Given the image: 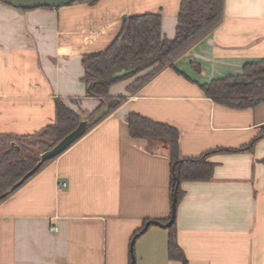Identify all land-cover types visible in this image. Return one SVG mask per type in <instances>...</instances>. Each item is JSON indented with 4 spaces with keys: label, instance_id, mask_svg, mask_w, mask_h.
<instances>
[{
    "label": "crops",
    "instance_id": "obj_1",
    "mask_svg": "<svg viewBox=\"0 0 264 264\" xmlns=\"http://www.w3.org/2000/svg\"><path fill=\"white\" fill-rule=\"evenodd\" d=\"M180 1L31 10L0 1V132L40 130L55 120L57 98L74 108L71 99L81 98L87 115L99 102L88 96L83 56L105 49L133 14L161 12L173 37ZM263 57L264 0H225L222 24L176 61L190 78L166 68L0 203V264H130L134 232L172 210L170 157L130 135V112L177 126L183 157L235 149L209 155L211 179L181 183L176 230L188 264H264V101L234 108L200 87ZM132 80L111 94H128ZM168 238L167 227L152 224L136 239V264H181Z\"/></svg>",
    "mask_w": 264,
    "mask_h": 264
},
{
    "label": "trees",
    "instance_id": "obj_2",
    "mask_svg": "<svg viewBox=\"0 0 264 264\" xmlns=\"http://www.w3.org/2000/svg\"><path fill=\"white\" fill-rule=\"evenodd\" d=\"M98 1L76 0L73 3L86 2L93 5ZM224 6L225 0H181L175 35L171 38L163 33L161 12L130 15L124 20L121 32L105 49L85 54L82 60L85 69L83 81L87 86L88 96L99 102L96 108L88 112V118L93 119L98 111L108 107V112L92 124L88 132L166 68H175L190 78L177 68L176 61L222 24ZM192 65L197 71L201 70L198 62H192ZM123 69L128 72L118 75L117 72ZM129 78L133 80L127 86L128 94H111L110 89L114 83ZM200 87L207 97L217 103L234 108L254 106L264 101V57L246 62L240 74L216 77L200 83ZM81 101V98H72L71 102L77 106L74 108L68 102L57 98L55 120L36 132H0V195L36 165L43 151L52 148L79 125L84 118ZM128 126L132 137L148 140L149 151H164L169 155L171 191L177 189L178 203L183 195V181L209 180L213 177L215 163L208 159L212 152L235 150L219 148L197 157H183L180 152V130L177 126L138 112L129 113ZM263 133L264 129L260 136ZM255 141L240 149H251ZM55 158L44 162L26 182ZM14 192L0 198V203ZM149 220L151 219L145 220L143 226L134 232L131 242ZM169 220L170 217L161 221L166 223ZM167 228L169 257L181 264H188V258L177 240L176 221Z\"/></svg>",
    "mask_w": 264,
    "mask_h": 264
},
{
    "label": "water",
    "instance_id": "obj_3",
    "mask_svg": "<svg viewBox=\"0 0 264 264\" xmlns=\"http://www.w3.org/2000/svg\"><path fill=\"white\" fill-rule=\"evenodd\" d=\"M4 3H7L9 5H13L20 8H27V9H34L39 7H54L59 8L62 6H66L69 4H72L76 0H0ZM128 70H121L117 72L118 75L126 74ZM108 112V107H103L100 111H98L93 119L88 118V115H85L84 118L80 121L79 125L69 132L63 139H61L56 145H54L52 148L43 151L40 154V159L36 163V165L31 168L29 171H27L21 178L18 180L15 184H13L11 187H9L5 192H3L0 195V198H4L16 189H18L20 186H22L26 180L31 177L38 169L43 165L44 162L47 160L53 159L54 157L59 156L63 152H65L68 148H70L77 140H79L81 137H83L89 130L90 126L100 120L106 113ZM14 145H16V142H13ZM172 198V210H171V216L170 220L166 223L162 222L161 220H149L144 228L141 230L140 233H138L131 242V253H132V264H136V256L134 251V246L137 237L147 231L149 227L152 224L160 225L162 227H169L176 221L177 216V207H178V198H177V189H175L171 193Z\"/></svg>",
    "mask_w": 264,
    "mask_h": 264
},
{
    "label": "built area",
    "instance_id": "obj_4",
    "mask_svg": "<svg viewBox=\"0 0 264 264\" xmlns=\"http://www.w3.org/2000/svg\"><path fill=\"white\" fill-rule=\"evenodd\" d=\"M58 185H59V187H64V186L67 185V182H65V181H61V182L58 183ZM51 229H52V230H56L57 227H56V226H52Z\"/></svg>",
    "mask_w": 264,
    "mask_h": 264
}]
</instances>
